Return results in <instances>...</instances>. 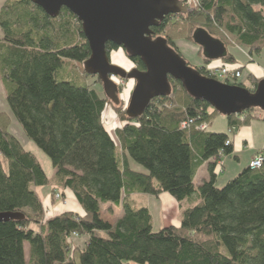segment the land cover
Here are the masks:
<instances>
[{"label": "trees", "instance_id": "trees-1", "mask_svg": "<svg viewBox=\"0 0 264 264\" xmlns=\"http://www.w3.org/2000/svg\"><path fill=\"white\" fill-rule=\"evenodd\" d=\"M197 30L220 40L226 51L229 42L215 36L219 30L258 54L264 48V0H199L198 11L170 15L151 32L187 63L175 39L193 43ZM118 49L107 44L106 52ZM197 55L199 66L187 64L207 77L205 66L213 62L198 46ZM88 56L81 25L66 9L50 18L31 0L1 5L5 103L23 135L48 157L54 174L46 176L37 157L8 131L11 116L1 112L0 213H21L22 219L0 223V264H264V162L259 169L243 168L218 188L215 163L209 160L220 151L231 155L229 134L254 118L249 112L259 110L226 118V133L196 130L217 112L188 96L180 81L169 80L170 95L152 100L141 117L129 119L126 109L121 111L118 148L102 114L109 101L118 111L120 105L86 84L89 75L76 71ZM235 60L227 51L221 61L232 66ZM70 74V80L63 79ZM186 120L195 123L181 129ZM203 164L209 178L197 186L193 179ZM37 187H49L53 196L60 189V198L68 191L83 215L62 212L43 219ZM135 193H165L178 203L196 196L198 202L181 213L178 226L155 231L148 209L126 201ZM107 203L123 208L113 225L100 218L99 207ZM73 233L86 238L70 253ZM23 244L29 245L28 261Z\"/></svg>", "mask_w": 264, "mask_h": 264}, {"label": "water", "instance_id": "water-1", "mask_svg": "<svg viewBox=\"0 0 264 264\" xmlns=\"http://www.w3.org/2000/svg\"><path fill=\"white\" fill-rule=\"evenodd\" d=\"M50 18H57L62 9L74 15L81 25L82 35L89 46V58L83 64L85 74L95 76L104 94L119 104L118 88L112 77L133 81L134 89L126 108L129 119L142 116L156 98L171 93L169 80L180 81L188 96L208 104L220 116H239L257 109L264 113V78L253 91L204 77L188 66L160 37L152 39V28H157L170 15L188 13L178 0H31ZM192 41L203 52V57L216 62L226 56L224 44L213 39L205 30H197ZM107 44L121 47L132 58H137L144 70L129 71L113 66L107 55ZM22 219L21 213H0V223Z\"/></svg>", "mask_w": 264, "mask_h": 264}, {"label": "rangeland", "instance_id": "rangeland-1", "mask_svg": "<svg viewBox=\"0 0 264 264\" xmlns=\"http://www.w3.org/2000/svg\"><path fill=\"white\" fill-rule=\"evenodd\" d=\"M3 1V0H2ZM6 0H4L5 2ZM188 1V8L192 9V11L188 13H192V12H196L198 11L199 8V0H186ZM77 21V19H76ZM78 22V21H77ZM79 23V22H78ZM80 24V23H79ZM217 38H224L225 40H227L229 42L227 51H229L231 54H233V56L235 57V61L236 64L230 66L229 64H224V62H222L221 60H217L216 62H213L211 65H214L216 63H220L221 66H230L233 68H240L241 72H242V76L241 78L238 80V83H243V88L246 89L247 91H253L254 88V83L257 80H260L262 78H264V48L258 53V54H252L250 53L248 50H245L243 48H241L238 44H233V40L230 37L225 36V34L219 30L216 35ZM176 42V46L178 47L179 52L182 54V56L184 57V59L187 61V63H190L192 66L196 65L199 66L200 63V58L197 55V45L194 44V42H189L187 40H185L184 38L180 39V38H176L175 39ZM110 62L113 66L116 67H121L127 71H129L132 68H136V66L132 63V61L129 59L127 60L126 55L124 54V52L121 49H118L116 51H112L110 54ZM212 62V61H211ZM76 71L79 74H82L84 72L83 68L81 65L76 64ZM206 73V71H204ZM92 77V76H91ZM88 76V78H86L85 83L90 84L92 89H94L95 91H97V93H99L100 95L103 96V89H102V85L101 82L98 83L96 82V78H91ZM208 77V76H207ZM57 80H61V78H59L58 76H56ZM209 78V77H208ZM65 80H70L71 79V74L66 76L65 78H63ZM118 81H120V79L115 80V83L117 85V88L119 89V93L117 94L118 98H121L122 101L120 103V112L114 108V105L109 101L105 107V109L103 110V114H102V122L105 126V128L107 129V131L112 135L113 139L116 141L117 143V139L115 136V130L117 128H120L122 125V121H120V114L121 111H124L127 106L128 103L130 101V95L133 91V87H134V83L133 81L130 82H125L122 81L124 83H119ZM219 81V80H216ZM221 82V81H219ZM131 85V86H130ZM128 86H130V91L128 92ZM5 91H4V87L1 86L0 84V110L4 109V107L7 106V104H5V102H3V96H5ZM105 98V97H104ZM124 98V99H123ZM118 108V109H119ZM253 110V109H251ZM250 110V111H251ZM2 112V111H1ZM0 112V113H1ZM5 113L7 115H10V111L8 109L7 112H2ZM248 114H251L254 116V118H252V124L255 123L254 119H259L262 118L263 114H261L260 111H251ZM247 114V115H248ZM11 116V115H10ZM244 118H241L240 121H242ZM206 123L207 125H209V129L208 131L211 133H217L215 131L220 130V127L222 125L223 128L226 127V118L224 116H220L218 114V116H216L215 118H213L210 122H203ZM116 125V126H115ZM8 131L16 136L19 141L21 142L22 146L25 147V149L27 151H29L30 153H32L34 155V157H37L41 167L44 169L45 174L47 177L52 176L53 174V169L51 167L50 161L48 159V157H45L43 155V153L32 144V142H30L26 136L23 135L22 133V129L20 127V125H18L15 121V119L13 118V116H11L10 121L8 122ZM218 129V130H217ZM227 131H224L223 133H226ZM218 133H222V132H218ZM257 139L264 138V130L257 132L256 134ZM117 147H119V144L117 143ZM120 153V151H119ZM226 156L222 157L221 159H225ZM240 158V157H239ZM241 162L240 164L244 165L245 163V158L244 156H242L241 158ZM226 160V159H225ZM225 163V170H227V174H232L233 172V167L232 166H238V162H236L235 159H233V157H231V160H227L224 162ZM245 166V165H244ZM222 167V162L221 161H217L215 162V171L221 170ZM235 168V167H234ZM238 168V167H237ZM243 171V167L241 170H239V172H236L235 175H238L239 173H241ZM223 174V173H222ZM222 174H217V179L219 178L221 180V175ZM230 176V175H229ZM222 186H224V184L222 185L220 182H216V187L218 188H222ZM60 191V189H59ZM58 191V192H59ZM65 195V194H64ZM64 195L62 198H59V200H55L53 195H49V200L50 203H52V205H56V203H62L64 202ZM47 212H45V216L43 215V219L47 217ZM104 216H107L106 213H103ZM156 217V216H155ZM157 231V230H156ZM82 241V240H81ZM80 241V242H81ZM79 242V243H80ZM81 243H85V240H83V242ZM78 244V243H76ZM75 245V243H73L72 247ZM75 247V246H74ZM74 249V248H73ZM72 249V250H73ZM129 264H134V263H129Z\"/></svg>", "mask_w": 264, "mask_h": 264}, {"label": "crops", "instance_id": "crops-1", "mask_svg": "<svg viewBox=\"0 0 264 264\" xmlns=\"http://www.w3.org/2000/svg\"><path fill=\"white\" fill-rule=\"evenodd\" d=\"M4 3V0H0V8L1 5ZM215 66H221L220 63L214 64ZM0 84L3 87V83ZM131 86V85H130ZM130 86H128V92L130 91ZM124 99V98H123ZM3 102H5V96H3ZM6 104V103H5ZM7 112L8 106L4 107V109H1L0 112ZM253 119L246 124V125H240L241 127L236 130L234 133H230V141H231V148H233V151L231 155L227 156L225 159L222 160V167L221 172H217L218 174H222L221 180L216 178L217 183L220 182L222 185L228 182V180H231L233 177H235L236 172H239V170L248 166L249 162L251 161L252 157L256 153H261L264 156V138H258L257 139V132L264 130V118L254 119L255 123L252 124ZM211 125V124H209ZM208 125V127H209ZM116 126V125H115ZM207 127V128H208ZM209 129V128H208ZM207 129V131H208ZM218 130V129H217ZM227 131V127L223 128L222 125L220 127V130L215 132H224ZM244 156L245 163L244 165L240 164L241 157ZM231 157L238 162V168L236 166L233 167L232 174H227V170H225V161L231 160ZM240 157V158H239ZM208 164V163H207ZM207 164H203L199 167V169L196 171L197 173L194 176L193 183H195L197 186H200V184L203 181L208 180L209 178V171ZM235 167V168H234ZM133 169L140 170L138 166L135 164L132 165ZM54 174V171H53ZM52 174V176H53ZM230 175V176H229ZM52 176L48 177L51 178ZM35 190V193L39 200L42 202V211L47 212V217L53 215H58L62 212H74L79 215H83V209L80 208L78 205L76 199L73 198V195L69 193L68 191H63L64 195V202L62 203H56V205H52L50 203L49 195H53L51 192V189L48 187H37ZM59 193V192H55ZM126 201L130 204L133 208H146L148 209L150 216L152 217V228L156 231L158 229L167 228L169 226H178L180 223L181 213L190 208V206L195 205L198 202V199L196 196L190 197V199H186L181 202H176L170 195H167L165 193L157 194V196L149 195V194H129L128 197L126 196ZM100 218L103 220H106L110 224H115L116 220L122 216L123 208L121 206L111 205V204H103L100 205ZM106 213L107 216H104L103 213ZM156 216V217H155ZM86 236L84 235L82 237V241L78 240L75 241V247H82L83 246V240H85ZM81 241V242H80ZM80 242V243H79ZM78 243V244H76ZM24 247V255L25 260L28 261V252H29V245L23 244Z\"/></svg>", "mask_w": 264, "mask_h": 264}, {"label": "built area", "instance_id": "built-area-1", "mask_svg": "<svg viewBox=\"0 0 264 264\" xmlns=\"http://www.w3.org/2000/svg\"><path fill=\"white\" fill-rule=\"evenodd\" d=\"M188 1L186 0H182V3L184 4V6L190 10V12L192 11V9H189L187 6H188ZM205 71L206 73H208V77L211 78V79H214V80H219L221 81L222 83H226V82H238V80L241 78L242 76V72L239 71V68H233V67H230V66H218V65H209V66H206L205 67ZM194 120H186V122H183L181 125H180V128L181 129H186L192 125H194ZM208 125L206 123H199L197 124L194 128L196 130H200V131H206L208 128ZM230 143L229 142H226L225 143V146H229ZM226 155H224V153L222 151H220V153L216 156V157H212L210 158L209 160L212 161V162H217V161H221L223 159H221L222 157H224ZM227 157V156H226ZM264 162V156L261 154V153H256L253 155L251 161L249 162L248 166L250 169H259L262 164ZM220 169V168H218ZM216 170L217 172H221V170ZM60 198V194L56 193L54 195V199L55 200H59ZM83 236H80L79 234L77 233H73L72 234V238L70 239V244H71V247H70V253L72 252V245L73 243H75V241H78V240H81Z\"/></svg>", "mask_w": 264, "mask_h": 264}, {"label": "flooded vegetation", "instance_id": "flooded-vegetation-1", "mask_svg": "<svg viewBox=\"0 0 264 264\" xmlns=\"http://www.w3.org/2000/svg\"><path fill=\"white\" fill-rule=\"evenodd\" d=\"M164 19H165V18H164ZM152 39H155V38H152ZM117 48L121 49V50L124 52V54H125L126 57H127V60L131 59V58L125 53V51H124L121 47H118V46H117ZM111 52H112V51H111ZM111 52L107 53V55L109 56V54H110ZM109 59H110V56H109ZM133 59H137V58H133ZM110 63H111V62H110ZM205 67H206V66H205ZM117 79H120V78H117ZM115 80H116V78L112 77V81H113V83L115 84V86H116V88H117V85H116V83H115ZM122 81H125V80H121V79H120V81H118V82H119V83H124V82H122ZM125 82H126V83L129 82V84H130L131 81H125ZM133 83H134V82H133ZM118 93H119V89H118ZM118 99H119V105H120L122 99H121V98H118Z\"/></svg>", "mask_w": 264, "mask_h": 264}]
</instances>
